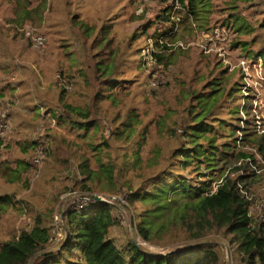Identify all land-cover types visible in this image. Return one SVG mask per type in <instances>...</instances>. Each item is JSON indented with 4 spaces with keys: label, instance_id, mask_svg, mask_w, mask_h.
<instances>
[{
    "label": "trees",
    "instance_id": "obj_1",
    "mask_svg": "<svg viewBox=\"0 0 264 264\" xmlns=\"http://www.w3.org/2000/svg\"><path fill=\"white\" fill-rule=\"evenodd\" d=\"M154 1L160 2V13L154 21L142 23V29L147 38L155 40L157 62L172 61L186 50L179 43H187L199 32L214 35L207 46L212 50L224 38L220 28L225 30L229 46L240 48L247 58H264V47L255 52L248 40L237 39L257 36L259 30L264 33V7L261 11L248 7L254 0H180L179 23L172 18L169 0ZM4 4L11 9V0H0L3 67L8 61L12 63L14 55L4 46L6 36H12L10 26L26 22L30 14L34 15L31 20L42 18L50 1L32 0L33 5L24 7L23 20L19 19L22 9L16 5L14 14L6 13L1 9ZM75 23L83 29L90 47L98 41L102 50H107L94 63L99 85L94 95L88 93V81L84 87L82 83L74 85L78 81L67 80L72 83L70 89L62 86L57 96L56 92L49 96L52 89L42 88L43 81L36 79L34 71L15 87L25 89L32 97L37 91L38 104L44 111L51 110L49 114L60 104L64 112H56L58 121L85 152L78 171L68 176L72 186L64 190L125 195L126 208L133 214L134 237L122 226L120 208L115 204L102 200L81 208L69 204L58 214L62 217L60 223L55 221V206H50L35 215L30 228L0 241V264H226V247L232 264H264V191L262 198L255 191L264 171V128L245 106L250 85L242 78L234 79L216 53L214 68L220 64L223 68L217 75L201 77L204 85L200 89L183 91L188 103L181 120L173 108L166 115L146 118L136 106L125 110L120 106L123 102L119 93L126 85L121 83L119 72L123 70L117 65L115 25L96 29L91 24ZM227 33H232V38ZM79 90L80 97H76L73 91ZM241 98L244 109L240 110ZM45 136L48 142L36 139L34 149L49 150L54 137ZM152 137L154 143L150 142ZM50 155L56 156L52 151ZM58 198L56 195L53 202ZM13 199V193L0 195L3 204L13 205ZM137 237L165 248L151 251ZM178 239L182 243L173 245Z\"/></svg>",
    "mask_w": 264,
    "mask_h": 264
},
{
    "label": "rangeland",
    "instance_id": "obj_2",
    "mask_svg": "<svg viewBox=\"0 0 264 264\" xmlns=\"http://www.w3.org/2000/svg\"><path fill=\"white\" fill-rule=\"evenodd\" d=\"M36 1L39 2L34 0ZM49 1L50 5L43 10L42 18L31 20L34 15L30 14L29 20L22 21V24L18 22H14L11 26L9 24L12 36H6L4 44L8 53L14 55L12 63L8 61L4 67L0 64V77L4 76L0 78V88L5 83H10L4 90H0V117L5 115L8 120V127L2 137L3 145L0 147V195L13 193L14 203L13 205L0 203V241L19 234L23 228H30L35 215L46 207L55 206V221L60 223L61 216L58 214L66 210L69 205L68 195L74 192L64 189L72 186L73 180L68 176L78 171L77 165L84 159L85 152L76 141V137L58 121L56 112H64V108L59 104L49 114L51 110L44 111V108L38 104L37 91L33 92L34 97H32L25 89L17 90L15 84L21 78L27 80L30 71H34L36 79L43 81L41 87L48 86L52 89L49 96L55 92L54 96H57L62 86L70 89L72 83H67V80L78 81L74 85L82 83L84 87H87L86 81H88L90 84L88 93L94 95V91L99 88L95 80L94 63L97 57L99 58L98 55L102 56L107 50H102V43L98 41L94 45L91 44L92 49L88 37L83 34V29L79 28L75 21L91 24L96 29L106 24L115 25L114 46L119 49L117 65L123 70L119 72L123 79L121 83L126 85L119 93L123 102L120 106L124 110L133 105L145 113L146 118H151V116L166 115L171 112L169 109L173 108L178 111L176 118H179L188 103V100L183 99V91L200 89L204 85L203 80L200 81L201 77H210L211 73L217 75L223 66H226L230 72H233L234 79L242 78L244 83L250 85V96L245 106L254 115V121L258 120L262 123L261 128H264V58L259 56L247 58L240 48L229 46L224 39L226 38L224 29L220 28L224 38L218 46H213L212 50L207 49V46L214 35L209 31L199 32L193 39L185 42L184 52H179L180 54L173 57L172 61L159 63L151 61L152 57L145 55L148 50H152L151 42L155 43V40L145 36L142 23L154 21L156 15L160 13V2L154 0ZM31 4L32 0H11V9L7 4L1 9L6 13L14 14L17 5L19 10L22 9L19 19L23 20L24 7H30ZM220 5L223 6L224 3L221 2ZM248 7L261 11L264 0H254ZM247 15L255 23L257 22L251 15L248 13ZM30 28L35 32L33 40L26 33ZM15 29L18 33L16 36L13 35ZM101 33L104 34L102 30ZM230 34L232 38V33ZM230 34L227 33V36ZM37 35L44 38L43 44L36 45L34 38ZM129 36L131 45H128ZM120 37L126 40L122 43L119 41ZM237 39L248 40L250 48L255 49V52L264 47V33L260 30L257 36L242 35ZM108 42L109 39L105 40V44ZM122 45L123 49L120 51ZM205 53L213 54L205 57ZM216 53L223 54V57L218 55L222 59L223 66L220 64V67L217 65L214 68L217 62ZM32 87L35 89L33 81ZM73 94L80 97V90L77 93L73 91ZM239 103L241 110L244 105L243 98ZM242 111L247 118L246 111ZM46 134L54 137V142L48 145L49 150H42L41 162L35 166L32 157L41 150L40 147L34 149L35 141L38 139L46 141ZM150 142L154 143L155 138L152 137ZM54 145L57 146L55 149L52 148ZM50 151L56 156L50 155ZM262 173L255 187L261 198L264 191V171ZM77 192L87 191L77 190ZM56 195L59 198L53 202ZM262 203L258 204L259 210ZM119 210L122 226L134 237L131 226L133 214L128 208ZM60 234L59 231L58 235L61 236ZM137 240L149 246L151 251H163L165 248L145 242L139 237ZM220 242L224 244L223 241ZM180 243L182 240L178 239L172 244ZM225 254L226 264H232L228 247Z\"/></svg>",
    "mask_w": 264,
    "mask_h": 264
},
{
    "label": "built area",
    "instance_id": "obj_3",
    "mask_svg": "<svg viewBox=\"0 0 264 264\" xmlns=\"http://www.w3.org/2000/svg\"><path fill=\"white\" fill-rule=\"evenodd\" d=\"M169 5L172 8V18L175 19L177 21V23L180 22L181 18L180 15L177 13V11L182 9V3L180 0H169ZM27 35L29 37L32 38L35 36V32L33 29H28L27 30ZM36 41V45H41L44 43V38L40 35H37L35 38ZM182 46H185V43L180 42L179 43ZM151 47L152 50H148V52L145 54L146 57L150 56L152 57L151 61L157 62V59L154 57V51H155V43L152 41L151 42ZM6 119V120H4ZM8 127V120L6 118L5 115H1L0 117V137L4 136V132L6 130V128ZM40 151L38 152V154H36L34 157H32V161L34 163L35 166H37L38 164H40L43 153H42V148L40 147ZM42 153V154H41ZM96 196L100 197V200L105 201L107 203L110 204H115L117 206H119V208L122 209H126V205L128 204L127 198L125 195H106V194H89V193H85V192H71L68 195L67 198V202L71 205H75L77 208H81L84 207L86 205H88L90 202L93 201H98V199L96 198ZM67 209V208H66ZM65 211V210H64ZM61 222H62V217H60Z\"/></svg>",
    "mask_w": 264,
    "mask_h": 264
},
{
    "label": "water",
    "instance_id": "obj_4",
    "mask_svg": "<svg viewBox=\"0 0 264 264\" xmlns=\"http://www.w3.org/2000/svg\"><path fill=\"white\" fill-rule=\"evenodd\" d=\"M96 198H97L98 200H100V197H99V196H96Z\"/></svg>",
    "mask_w": 264,
    "mask_h": 264
}]
</instances>
